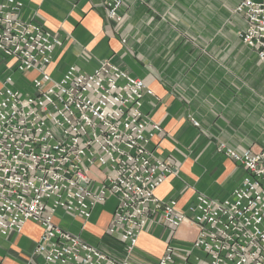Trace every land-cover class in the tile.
Segmentation results:
<instances>
[{"label": "built area", "instance_id": "2783aa9c", "mask_svg": "<svg viewBox=\"0 0 264 264\" xmlns=\"http://www.w3.org/2000/svg\"><path fill=\"white\" fill-rule=\"evenodd\" d=\"M102 6L109 19L122 20L123 0ZM22 7L21 0H0V53L7 59L0 78V234L33 221L41 227L35 251L48 264H131L143 228L159 217L170 229L196 225L190 251L198 252V264H264V144L258 151L217 146L244 169L224 199L198 193L183 209L176 198L157 197L176 169L154 153L162 127L143 111L153 90L106 59L90 72L70 65L52 77L46 68L60 41L22 18ZM233 12L244 17L239 36L264 68V0H241ZM110 199L108 233L123 242L122 259L55 221L59 211L89 219ZM173 250L167 245L156 264H184Z\"/></svg>", "mask_w": 264, "mask_h": 264}, {"label": "crops", "instance_id": "0c3cea01", "mask_svg": "<svg viewBox=\"0 0 264 264\" xmlns=\"http://www.w3.org/2000/svg\"><path fill=\"white\" fill-rule=\"evenodd\" d=\"M20 16L56 36L46 68L59 78L70 65L90 72L106 59L141 78L154 95L143 111L162 127L154 153L170 159L176 173L156 190L161 199L184 206L198 193L228 197L241 180L240 163L217 151H258L264 144V68L241 40V0H123L120 22L109 19L103 0H21ZM7 59L0 53V78ZM192 115L200 122L195 127ZM98 204L89 219L59 211L55 221L109 256L122 259L124 245L108 233L111 210ZM41 227L26 221L20 232L0 234V264H48L35 249ZM194 223L175 229L159 217L143 228L131 264H156L167 245L177 260L198 264L191 243Z\"/></svg>", "mask_w": 264, "mask_h": 264}, {"label": "rangeland", "instance_id": "374dc122", "mask_svg": "<svg viewBox=\"0 0 264 264\" xmlns=\"http://www.w3.org/2000/svg\"><path fill=\"white\" fill-rule=\"evenodd\" d=\"M18 86L19 87H22L23 85L21 84V83H18ZM24 91V90H23ZM115 199H110V200H108L105 204V206L106 207H108L110 210H112L113 208H114V206H115Z\"/></svg>", "mask_w": 264, "mask_h": 264}]
</instances>
